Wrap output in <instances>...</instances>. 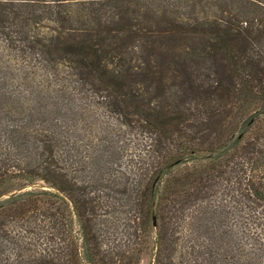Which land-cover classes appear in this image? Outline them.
Segmentation results:
<instances>
[{
	"label": "trees",
	"instance_id": "trees-1",
	"mask_svg": "<svg viewBox=\"0 0 264 264\" xmlns=\"http://www.w3.org/2000/svg\"><path fill=\"white\" fill-rule=\"evenodd\" d=\"M145 260L264 264V0H0V264Z\"/></svg>",
	"mask_w": 264,
	"mask_h": 264
},
{
	"label": "rangeland",
	"instance_id": "rangeland-1",
	"mask_svg": "<svg viewBox=\"0 0 264 264\" xmlns=\"http://www.w3.org/2000/svg\"><path fill=\"white\" fill-rule=\"evenodd\" d=\"M30 188H31V187H30ZM137 242L140 243V239H138ZM138 246H139V244H138ZM138 246H137V248H139ZM65 258H66V261H70V260H71V257H70L69 254H68V255L66 254ZM142 264H149V263H148L147 260H145V261H143Z\"/></svg>",
	"mask_w": 264,
	"mask_h": 264
},
{
	"label": "water",
	"instance_id": "water-1",
	"mask_svg": "<svg viewBox=\"0 0 264 264\" xmlns=\"http://www.w3.org/2000/svg\"><path fill=\"white\" fill-rule=\"evenodd\" d=\"M156 224H157V223H156V219L154 218V225L156 226Z\"/></svg>",
	"mask_w": 264,
	"mask_h": 264
}]
</instances>
